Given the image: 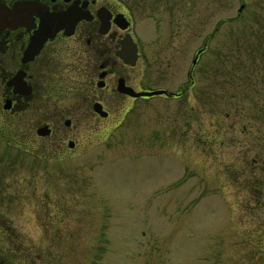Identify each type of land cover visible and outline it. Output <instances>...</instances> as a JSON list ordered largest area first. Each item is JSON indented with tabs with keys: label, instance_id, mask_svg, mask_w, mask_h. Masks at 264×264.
Returning <instances> with one entry per match:
<instances>
[{
	"label": "rangeland",
	"instance_id": "1",
	"mask_svg": "<svg viewBox=\"0 0 264 264\" xmlns=\"http://www.w3.org/2000/svg\"><path fill=\"white\" fill-rule=\"evenodd\" d=\"M120 1L146 89L182 95L125 104L80 158L0 143V235L21 264H264V0Z\"/></svg>",
	"mask_w": 264,
	"mask_h": 264
},
{
	"label": "flooded vegetation",
	"instance_id": "2",
	"mask_svg": "<svg viewBox=\"0 0 264 264\" xmlns=\"http://www.w3.org/2000/svg\"><path fill=\"white\" fill-rule=\"evenodd\" d=\"M15 2L39 5L49 14L74 9L89 19L79 20L70 30L63 23L60 29H51V37L33 56L27 50L41 40L37 38L41 13L26 19V26L17 23L14 29L3 30L0 142L42 162L80 157L84 147L78 139L84 133L98 130L102 122L114 120L127 102L139 100L121 90L137 93L147 88L148 64L135 39L130 11L118 0H0L9 10ZM52 24L57 26L56 21ZM127 37L137 48L132 67L117 57ZM41 129L43 136L38 135ZM21 247L11 234L0 235V254L15 264Z\"/></svg>",
	"mask_w": 264,
	"mask_h": 264
},
{
	"label": "trees",
	"instance_id": "3",
	"mask_svg": "<svg viewBox=\"0 0 264 264\" xmlns=\"http://www.w3.org/2000/svg\"><path fill=\"white\" fill-rule=\"evenodd\" d=\"M257 36L258 35H260V36H262L263 38H264V30H263V32L262 33H260L259 32V30L257 29ZM253 50H254V55H256V56H258L257 55V51H259L258 50V46L256 47V45L254 44V48H253ZM252 50V51H253ZM252 53V54H251ZM253 56V52H250V58ZM254 70H256V69H253L252 71H250L251 73L254 71ZM256 79V80H255ZM241 81H242V86H243V89H242V91H241V96L242 97H246L247 96V88L246 87H244L245 85H247L248 87H250V88H254L255 87V84H256V82L255 81H257L258 80V73H256L255 75H252V74H246L245 76H242L241 77V79H240ZM252 80H255V81H252ZM262 80H263V78H262ZM264 81V80H263ZM246 95V96H245ZM254 105H256V104H254ZM262 182V184H264V180H261Z\"/></svg>",
	"mask_w": 264,
	"mask_h": 264
},
{
	"label": "water",
	"instance_id": "4",
	"mask_svg": "<svg viewBox=\"0 0 264 264\" xmlns=\"http://www.w3.org/2000/svg\"><path fill=\"white\" fill-rule=\"evenodd\" d=\"M243 9V6L240 8V10H239V13L241 12V10ZM46 25V24H45ZM42 33H44L45 31L44 30H46V28H45V26L44 25H42ZM45 35H48L46 32L44 33ZM37 52V49H34V48H32V47H30V49H29V53L31 54V55H33V54H35ZM200 53V52H199ZM198 53V54H199ZM195 63H196V58L193 60V62H192V64L193 65H195ZM129 95L130 96H132V97H145V98H150V97H153V96H159V95H165V96H172V95H169V94H167V93H165V92H162V91H157V92H151V93H141V94H137V95H134L133 93H129Z\"/></svg>",
	"mask_w": 264,
	"mask_h": 264
}]
</instances>
